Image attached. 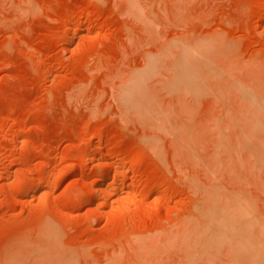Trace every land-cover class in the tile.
<instances>
[{"label": "rangeland", "instance_id": "rangeland-1", "mask_svg": "<svg viewBox=\"0 0 264 264\" xmlns=\"http://www.w3.org/2000/svg\"><path fill=\"white\" fill-rule=\"evenodd\" d=\"M0 264H264V0H0Z\"/></svg>", "mask_w": 264, "mask_h": 264}, {"label": "bare ground", "instance_id": "bare-ground-1", "mask_svg": "<svg viewBox=\"0 0 264 264\" xmlns=\"http://www.w3.org/2000/svg\"><path fill=\"white\" fill-rule=\"evenodd\" d=\"M102 175L99 177V182L101 183V182H104L105 180H106V178L108 177V174L106 173V172H104V173H101ZM37 187V186H36ZM91 192V191H90ZM88 195V194H87ZM96 197V196H95ZM156 208V207H155ZM150 209V208H149ZM148 209V210H149ZM154 209V208H153ZM153 209H152V211H153ZM147 210V211H148ZM149 213V212H148ZM150 214H151V212H150Z\"/></svg>", "mask_w": 264, "mask_h": 264}]
</instances>
